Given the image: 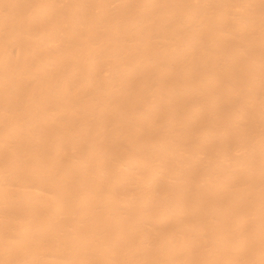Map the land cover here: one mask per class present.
Wrapping results in <instances>:
<instances>
[{
    "label": "bare ground",
    "instance_id": "obj_1",
    "mask_svg": "<svg viewBox=\"0 0 264 264\" xmlns=\"http://www.w3.org/2000/svg\"><path fill=\"white\" fill-rule=\"evenodd\" d=\"M0 264H264V0H0Z\"/></svg>",
    "mask_w": 264,
    "mask_h": 264
}]
</instances>
